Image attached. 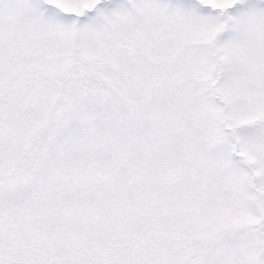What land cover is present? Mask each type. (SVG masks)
<instances>
[{
  "label": "snow or ice",
  "instance_id": "6c2138e0",
  "mask_svg": "<svg viewBox=\"0 0 264 264\" xmlns=\"http://www.w3.org/2000/svg\"><path fill=\"white\" fill-rule=\"evenodd\" d=\"M0 264H264V0H0Z\"/></svg>",
  "mask_w": 264,
  "mask_h": 264
}]
</instances>
